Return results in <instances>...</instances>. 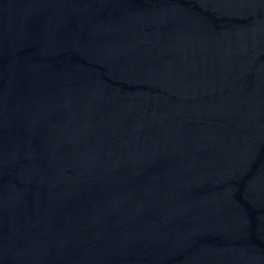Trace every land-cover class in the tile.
Masks as SVG:
<instances>
[{
	"label": "water",
	"instance_id": "95a60500",
	"mask_svg": "<svg viewBox=\"0 0 264 264\" xmlns=\"http://www.w3.org/2000/svg\"><path fill=\"white\" fill-rule=\"evenodd\" d=\"M0 264H264V0H0Z\"/></svg>",
	"mask_w": 264,
	"mask_h": 264
}]
</instances>
